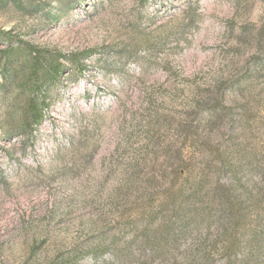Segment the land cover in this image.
<instances>
[{"label": "rangeland", "instance_id": "1", "mask_svg": "<svg viewBox=\"0 0 264 264\" xmlns=\"http://www.w3.org/2000/svg\"><path fill=\"white\" fill-rule=\"evenodd\" d=\"M77 2L50 24L35 3L0 0V264H107L92 252L167 164L178 124L197 131L218 90L239 114L232 89L250 85L245 132L264 144V0ZM34 52L62 73L40 91L43 120L20 136Z\"/></svg>", "mask_w": 264, "mask_h": 264}, {"label": "trees", "instance_id": "2", "mask_svg": "<svg viewBox=\"0 0 264 264\" xmlns=\"http://www.w3.org/2000/svg\"><path fill=\"white\" fill-rule=\"evenodd\" d=\"M4 1L22 9L35 3L32 7L50 24L78 4L55 0V8H48L36 0ZM32 55L35 79L22 129L15 132L20 136L41 123L40 91L60 82L62 73L55 56ZM4 70L13 71L12 64ZM217 93L206 116L203 102L197 101L202 114L197 131L192 132L191 124H178L176 142L165 154L167 164L146 178L148 191L140 190L132 211L121 213L119 232L92 252L94 261L107 254V264H264V144L245 132L257 96L250 85L232 89L230 100L241 109L237 114L220 104L227 97ZM40 101L46 109L53 103ZM214 128L225 129L227 136L211 134ZM119 233L125 236L122 241Z\"/></svg>", "mask_w": 264, "mask_h": 264}]
</instances>
